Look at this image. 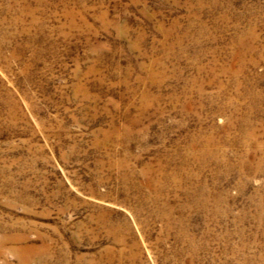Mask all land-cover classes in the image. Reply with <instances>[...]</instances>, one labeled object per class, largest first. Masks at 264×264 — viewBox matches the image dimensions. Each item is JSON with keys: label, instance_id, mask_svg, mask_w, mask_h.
<instances>
[{"label": "rangeland", "instance_id": "obj_1", "mask_svg": "<svg viewBox=\"0 0 264 264\" xmlns=\"http://www.w3.org/2000/svg\"><path fill=\"white\" fill-rule=\"evenodd\" d=\"M0 264H264V0H0Z\"/></svg>", "mask_w": 264, "mask_h": 264}]
</instances>
